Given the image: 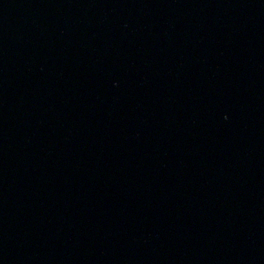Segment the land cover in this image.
I'll use <instances>...</instances> for the list:
<instances>
[{
	"label": "water",
	"instance_id": "95a60500",
	"mask_svg": "<svg viewBox=\"0 0 264 264\" xmlns=\"http://www.w3.org/2000/svg\"><path fill=\"white\" fill-rule=\"evenodd\" d=\"M0 264H264V0H0Z\"/></svg>",
	"mask_w": 264,
	"mask_h": 264
}]
</instances>
